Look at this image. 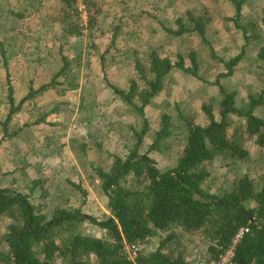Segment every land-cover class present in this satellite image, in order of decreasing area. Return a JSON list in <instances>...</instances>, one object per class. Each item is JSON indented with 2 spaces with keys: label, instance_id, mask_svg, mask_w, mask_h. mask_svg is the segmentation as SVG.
<instances>
[{
  "label": "trees",
  "instance_id": "16d2710c",
  "mask_svg": "<svg viewBox=\"0 0 264 264\" xmlns=\"http://www.w3.org/2000/svg\"><path fill=\"white\" fill-rule=\"evenodd\" d=\"M44 1L40 0L39 3L42 5ZM50 1L47 6L53 8L57 16L53 22L61 25V34L56 40L62 36L64 41H59L60 44L44 59L54 63L55 58H59L57 72L46 75L42 80L33 72L34 79L30 77L29 86L19 102L15 98V85L11 82V57L19 53L18 56L22 55L30 63L27 58L33 54L23 53L16 43L0 40V76L4 77L7 85L2 89L5 97L0 96V112L7 109L6 115L0 113V147L5 143H27L24 136L28 137L31 130L38 128L47 131V128L55 126L49 117L55 113L61 114L64 105L73 106L68 101L55 100L40 108L42 114L31 117L30 122L22 126L16 122L24 114L25 107L31 109L37 105L34 101L40 96L54 91L63 97L70 90L78 88L73 62L81 67L89 60L82 59L80 55L76 59L69 58L64 54L65 44L73 39L81 41L84 33H87L85 37L95 46L96 30L102 18L109 16L104 4L84 0L87 22L82 25L77 0ZM181 1L182 5L183 1L187 2ZM255 1L216 0L218 4L222 2L229 7V17L217 6L211 11L197 0L185 4L183 14L178 8L174 9L172 19L166 24L148 14L154 22L146 29L151 34L155 31L160 39L154 46L149 44V35L142 38L141 42L146 46L143 54L131 50L134 59L121 65L133 67L138 77L130 80L128 90L107 82V60L105 54L100 53L99 61H102L105 81L111 89V101L120 105L119 115L129 114L133 117V123L129 126V136L133 140L131 144L125 142V147L130 149L127 157L113 156L110 167L92 165L86 170L94 174L99 181L97 188L109 199L107 208L110 215L97 219L86 215L82 207L77 209L68 205L75 194L85 199L88 196L81 184L74 183L67 176L69 170L43 176L39 173L42 164H31L32 167L29 166L38 174L28 180L30 188L24 185L20 190L5 183L0 185V220L5 221L0 231V264H201L205 257V262L218 261L233 245L241 230L247 231L236 245L233 264H264V172L262 185L243 174L237 176L229 189L212 192L206 188L212 176L209 168L214 164L218 162L224 167L235 168L246 162L252 156V151L264 149V117L259 112L264 109V10L262 15L257 13V19L247 17L244 11L245 6ZM122 3L130 5L131 0ZM153 6L154 13L160 11L159 3ZM132 13L129 15L135 19ZM26 14V9L15 11L8 0H0L1 29L10 17L24 21ZM142 14H137L134 26L139 25L138 19L143 17ZM217 19H221L222 33L230 30L241 39V53L230 60L221 56V52L214 47L211 35ZM112 24L114 42L123 26L115 25L114 21ZM2 32L15 33L9 25L8 30ZM226 36L229 38L230 33ZM195 39L199 40L201 49L207 50L206 58L225 68L213 82V86L219 90L218 103L216 106L202 105L204 123L182 114V110H178L176 115L165 113L161 116L160 129L149 134L146 110L169 87L174 71L186 79L206 81L200 74L204 56L200 49L193 48ZM252 44L257 52L254 56H248L246 50ZM176 46H184L186 51H173ZM247 56L256 64L254 74L261 81L262 88L250 95L245 105L239 106L237 93L228 91L223 81L234 76L235 70ZM39 62L42 63L41 60ZM32 64L29 69H32ZM35 83L39 85L34 87ZM91 106L88 103L84 108ZM84 108L80 113L89 110ZM174 118L185 127L186 141L175 162L162 170L149 154L161 151L164 139L172 135ZM91 120L90 116L86 126L90 125ZM148 136L156 138H149L148 143L151 144L147 145ZM47 139L45 142H49L50 138ZM75 141V138L70 139L72 153ZM100 143L86 139L79 147L83 150H87L89 145L98 148ZM49 146V143L46 144L44 152H40L42 158L54 156L53 153H45ZM75 158L80 160L77 155ZM19 171H25V168ZM51 181H57L58 186L52 187L54 183L49 185ZM56 189L64 195L67 204L62 207L52 205L48 210L45 201L53 199L52 193ZM250 203L251 207H247ZM86 222L97 226L101 230V237L85 234L82 227ZM198 236L209 245L204 256L200 257L193 253L190 255L191 252L188 254L186 249ZM201 239L196 241L200 242ZM152 244L154 249L150 247ZM134 245L140 246L141 250L131 260L126 247Z\"/></svg>",
  "mask_w": 264,
  "mask_h": 264
},
{
  "label": "rangeland",
  "instance_id": "374dc122",
  "mask_svg": "<svg viewBox=\"0 0 264 264\" xmlns=\"http://www.w3.org/2000/svg\"><path fill=\"white\" fill-rule=\"evenodd\" d=\"M10 5L15 11H23L26 9V19L24 21H18L13 16L10 17L5 24V27L0 28V40L3 39L7 42L16 43L17 48L23 50V53L33 54L27 58L31 61L32 69H29L31 62L27 63L22 55L16 53L11 57L10 61V73L12 76V83L15 85V98L19 102L26 89L29 86L30 77L34 79L33 72L39 76L38 78H44L46 75L51 76L57 72L59 58H55L54 63H50L45 60L47 54H51L54 48L57 47L59 41H64L62 36L60 40H56L61 34L58 23L53 22L57 17L55 10L47 6L50 0H45L44 4H40V0H8ZM98 4H104L105 9L108 11L109 16L102 18L99 28L96 30L95 46L88 37H85L87 33H84L82 40L73 39L65 44V53L69 58H78L79 55L84 60H89L88 64H81V67H77V64L73 62V68L78 78V88L70 90L65 96L59 97L54 91H50L39 98L34 103L37 105L31 109L24 108V114L16 119L19 126L30 122L31 117H36L42 114L40 108L52 103L53 101L61 102L66 99L70 103L76 105L61 107V114L55 113V115L49 117V121L53 122L55 126L47 128V131H40L38 128H34L29 132L28 137L24 136V140L27 143H5L0 147V185L6 184V186H16L18 188H30L27 185L28 181L33 176L37 175L31 168V164H42L41 175H50L57 171L69 170L67 176H70L74 183L81 184L88 192V196L85 199L82 195L75 194L70 199L71 207L77 209L82 207L83 212L91 217L97 219H105L110 215L107 208L109 199L97 188L99 181L95 178L94 174L88 173L87 168H91L92 165L96 167L108 168L112 165L113 156L126 158L129 154L128 148L125 147V142L131 144L133 137L129 136V126L133 123V117L129 114L124 116L119 115L121 107L119 104H115L111 101V89L107 82L115 85L119 89L128 90L130 87V80L137 77L133 67L121 66L124 63L134 59V54L131 50H135L139 55H142L145 51V45L142 43V38L149 35V44L154 46L157 44L158 36L156 32H148L146 27L153 24L154 20L147 16L151 14L156 16L163 24L172 19L174 15V9L178 8L182 14L184 13V5L190 3L191 0H187L182 5L181 0H131L130 5H125L122 2L124 0H94ZM122 1V2H121ZM172 1H174L172 3ZM203 3V6H207L211 11L217 6L224 10L227 16H230L229 7L222 2L218 4L216 0H197ZM5 2V0H4ZM159 3L158 12L154 11L153 4ZM200 3V4H201ZM135 5V8L132 9ZM202 5V4H201ZM44 6V7H43ZM262 9L264 10V0H256L251 4L245 6V15L247 17L259 18L258 14L262 15ZM34 11L35 13H32ZM134 12V13H132ZM143 12L142 18L138 19V26L133 25V21L137 20V14ZM133 14L136 18L129 14ZM79 17L81 18L80 14ZM219 17V16H218ZM217 17V18H218ZM226 17H223V19ZM13 20V22H10ZM115 25L122 24V30L117 33V38L112 42L113 34L115 30L112 29V22ZM221 19H217L216 24L212 27L214 33L211 35L214 41V47L217 52H221L220 55L227 60L234 58L241 53V39L240 36H234L230 30L224 31L226 34L230 33V37L227 38L226 34L221 30ZM80 24L82 21L79 20ZM140 22V23H139ZM14 29L15 33H4L2 31ZM81 26V25H80ZM143 26V27H142ZM150 33V34H149ZM13 38V39H10ZM232 39H234L232 41ZM111 46V48H110ZM109 47V48H108ZM193 48L200 49L202 51L203 60H201V76L206 80L196 81L193 79H186L173 72V78L170 80V85L163 93L154 100L151 107L146 110V115L150 125L151 131H158L161 127V116L165 113L176 115L178 110L184 115L194 117L198 123H204L205 116L202 111L203 104L217 105L219 100V90L216 86H213L217 76L225 71L222 64L216 63L211 59L206 58L208 52L206 49H201L199 40L195 39ZM173 51L184 53L186 48L184 46H176ZM226 51V54H225ZM248 56H254L257 52L256 47L252 44L246 50ZM105 54L107 62L105 63L107 69V75L109 80L105 81V76L101 68V62L99 56ZM127 53L128 55H124ZM144 56V55H143ZM247 56V57H248ZM145 57V56H144ZM250 57L242 61L235 70L234 76L227 81H223L224 86L228 91L237 93V102L239 106L245 105L250 95L257 93L262 88V83L255 76L254 70L256 64L250 61ZM41 60L42 63L39 61ZM128 60V61H126ZM36 67V69L34 68ZM131 66V65H130ZM38 72V74H37ZM40 73L42 75L40 76ZM138 78V77H137ZM38 83L34 84V87L38 86ZM7 88L4 77L0 76V96L5 97L2 89ZM2 92V95H1ZM85 101L82 104V101ZM90 103L91 108H84ZM89 109L84 113H80L82 109ZM89 112V114H87ZM259 112L264 117V109H260ZM3 115H6L7 109L1 111ZM34 116H31L33 115ZM65 115V117L63 116ZM180 115V114H179ZM91 116L90 125H87V119ZM34 119V118H33ZM172 135L163 141L161 151H153L149 156L157 162L158 168L166 169L172 165L182 147L186 141V129L182 123L176 122V118L172 121ZM49 139V142L47 138ZM155 138L154 136H148L146 138V144L150 142L149 138ZM64 138V141L62 140ZM75 138L73 144V153L71 149L70 139ZM86 139L95 143H100L98 148L89 145L87 150H83L81 146ZM69 141V143H68ZM45 142V143H43ZM66 142V144H65ZM152 142V141H151ZM50 144L49 150L45 149V153H53L52 158H42L40 152H44L46 144ZM90 144V143H89ZM68 149V150H67ZM253 150V149H252ZM251 150V151H252ZM72 151V150H71ZM144 152V151H143ZM75 155L80 157V160H76ZM84 156V157H83ZM44 157V156H43ZM80 161V162H78ZM31 167H30V166ZM25 168V171H19ZM209 170L212 173L206 188L212 192H218L223 188H228L233 185L237 176L243 174L247 175L251 180L257 184H263L264 172V149L252 151V156L248 160L235 168L224 167L218 162L214 164ZM24 177V178H23ZM29 177V178H28ZM26 181V182H25ZM25 182V183H24ZM57 187L58 183L51 181L49 185ZM58 189L53 191V199L45 201L47 209L53 206L60 205L66 206L67 203L63 194L58 193ZM58 195V196H57ZM35 197V196H34ZM55 197H58L57 199ZM84 199L85 204L83 205ZM251 203L247 207H251ZM5 221L0 220V231L3 230ZM85 234L101 237V230L88 222L84 223L82 227ZM196 239H201L196 237ZM196 239L191 245H187V253L190 255L197 254L198 257L204 256V252L208 249L209 245H206L204 240L197 242ZM158 242L155 240L154 242ZM154 249V244L150 245ZM200 255V256H199ZM207 257L204 258L206 260ZM202 261L204 263L205 261ZM196 263V261H195ZM206 263V262H205Z\"/></svg>",
  "mask_w": 264,
  "mask_h": 264
},
{
  "label": "built area",
  "instance_id": "2783aa9c",
  "mask_svg": "<svg viewBox=\"0 0 264 264\" xmlns=\"http://www.w3.org/2000/svg\"><path fill=\"white\" fill-rule=\"evenodd\" d=\"M77 6L80 12L82 25H85L87 22V8L84 3V0H77ZM245 231L247 230H241L237 234L233 242V245L230 246V248L220 257L218 261L206 262V263L204 262L201 264H233L232 258L234 257V251L236 245L243 238ZM140 250H141L140 246H136V245L126 247L127 254L129 255L131 260H134L138 256Z\"/></svg>",
  "mask_w": 264,
  "mask_h": 264
},
{
  "label": "crops",
  "instance_id": "0c3cea01",
  "mask_svg": "<svg viewBox=\"0 0 264 264\" xmlns=\"http://www.w3.org/2000/svg\"><path fill=\"white\" fill-rule=\"evenodd\" d=\"M62 101H65V100H62ZM66 101H68L67 99H66ZM71 105H76V104H74V103H71ZM63 141H64V138L62 139ZM65 144H66V142H65ZM68 150V149H67ZM70 152H71V150H69ZM72 153V152H71Z\"/></svg>",
  "mask_w": 264,
  "mask_h": 264
}]
</instances>
